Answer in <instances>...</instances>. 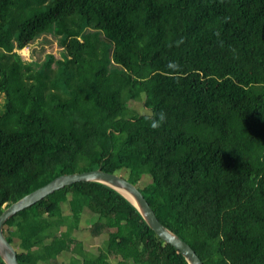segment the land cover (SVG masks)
<instances>
[{"label":"trees","instance_id":"16d2710c","mask_svg":"<svg viewBox=\"0 0 264 264\" xmlns=\"http://www.w3.org/2000/svg\"><path fill=\"white\" fill-rule=\"evenodd\" d=\"M45 36L59 57L24 59ZM0 96V214L101 169L124 174L202 264H264V0H0ZM86 210L97 253L75 236ZM3 233L19 264H187L95 182Z\"/></svg>","mask_w":264,"mask_h":264},{"label":"water","instance_id":"95a60500","mask_svg":"<svg viewBox=\"0 0 264 264\" xmlns=\"http://www.w3.org/2000/svg\"><path fill=\"white\" fill-rule=\"evenodd\" d=\"M78 182L100 183L115 190L137 209L148 228L152 230L160 240L177 250L187 264H202L199 257L187 243L182 241L177 235L158 221L151 207L136 186L128 182L122 175L106 173L101 169L60 175L6 207L0 214V259L3 264H19L15 249L4 236L3 227L5 222L16 213L34 205L47 195ZM127 197H130L133 202Z\"/></svg>","mask_w":264,"mask_h":264},{"label":"rangeland","instance_id":"374dc122","mask_svg":"<svg viewBox=\"0 0 264 264\" xmlns=\"http://www.w3.org/2000/svg\"><path fill=\"white\" fill-rule=\"evenodd\" d=\"M45 38L47 42L41 41V39ZM59 52V47L56 43V40L53 39L51 36H45L40 38L38 41L34 42L30 47H27L23 50H21L19 53L22 55L24 59H28L31 55H33V58L40 59L42 58L43 54H53L55 57H59L58 55ZM2 103V97L0 96V105ZM134 111H136L138 114H149V111L146 110L141 103H135L134 106ZM123 174V173H121ZM124 176V174H123ZM143 183L144 182H149V177L144 176L143 178ZM65 214H68L69 211L65 210ZM94 220L93 215L89 211H84L83 214L81 215V220L79 222L78 228L75 231V236L78 240H81L83 243V248L86 251H89L91 253H97L99 251V246L102 245V242L98 238H93L89 234V227L91 221ZM107 234L104 233L101 236V239H106ZM68 257V254H64L59 257V261L66 260ZM66 258V259H64Z\"/></svg>","mask_w":264,"mask_h":264},{"label":"crops","instance_id":"0c3cea01","mask_svg":"<svg viewBox=\"0 0 264 264\" xmlns=\"http://www.w3.org/2000/svg\"><path fill=\"white\" fill-rule=\"evenodd\" d=\"M64 254H68V257H67V259L66 258H64V259H66V260H63V262H66V261H68L69 260V258L71 257V255L69 254V253H63V254H61L60 256H62V255H64ZM111 262L113 263V261L111 260Z\"/></svg>","mask_w":264,"mask_h":264},{"label":"bare ground","instance_id":"6f19581e","mask_svg":"<svg viewBox=\"0 0 264 264\" xmlns=\"http://www.w3.org/2000/svg\"><path fill=\"white\" fill-rule=\"evenodd\" d=\"M128 199H130V197H127ZM131 200V199H130ZM132 201V200H131ZM133 202V201H132Z\"/></svg>","mask_w":264,"mask_h":264},{"label":"clouds","instance_id":"9594fccd","mask_svg":"<svg viewBox=\"0 0 264 264\" xmlns=\"http://www.w3.org/2000/svg\"><path fill=\"white\" fill-rule=\"evenodd\" d=\"M163 117L161 116V119H162ZM153 126H155V125H153Z\"/></svg>","mask_w":264,"mask_h":264}]
</instances>
